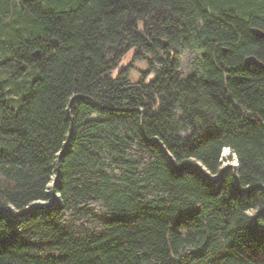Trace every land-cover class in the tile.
<instances>
[{
	"label": "trees",
	"instance_id": "1",
	"mask_svg": "<svg viewBox=\"0 0 264 264\" xmlns=\"http://www.w3.org/2000/svg\"><path fill=\"white\" fill-rule=\"evenodd\" d=\"M64 148L0 264H264V189L189 166L264 184V0H0V209L49 200Z\"/></svg>",
	"mask_w": 264,
	"mask_h": 264
},
{
	"label": "water",
	"instance_id": "2",
	"mask_svg": "<svg viewBox=\"0 0 264 264\" xmlns=\"http://www.w3.org/2000/svg\"><path fill=\"white\" fill-rule=\"evenodd\" d=\"M254 32L257 35H260V36L263 35L262 31L260 29H258V28H255L254 29ZM166 44H167V42H165V45ZM250 63L262 64L255 56H248L246 58V64H250ZM76 98H81V99L88 100V101L93 102L94 104H96V105H98V106H100L102 108H105V109L108 108V106L100 105L99 103H97L94 99H92L88 95H85V94H77V95L73 96L71 98L70 102H69V105H68V111L69 112L71 111L73 101ZM139 109L142 112V117H144V109L143 108H139ZM142 128L144 130V118L142 119ZM71 134H72V131L69 133L68 138H67V140L65 142L66 148L69 147V145H70ZM144 135L150 141H157L163 147L165 153L168 154V156H169L172 164H174L175 166H177L176 163H175V160H174L173 156L164 147L163 143L158 138H149V137H147V135L145 134V131H144ZM66 148H64L62 151H60L59 156H58V158L56 160L57 177L55 179L52 177L50 183L48 184V191L51 193L50 199L49 200H42V199L35 200V201H33L26 208V210H23V211L22 210H18L17 208H15L12 205H7L6 207L0 209V214H2L3 212H7L12 217L20 218V217H23V216L29 214L30 212H32L34 210H40V209L47 208V207H51V206L55 205L56 202L60 199V193H58L56 191V188H55L56 187V184H57V180L59 179V176L61 174V170H60V157H61L63 151L66 150ZM189 166H194V167L198 168L204 174V176H206L207 179H209L210 181L215 182V183H218L225 176V174L230 169H232L233 170L234 177H235L236 182H237V185H238V190L240 192L244 193V194H249V193H251L252 191H254V190L258 189V188H263L264 189V184L263 183H259V184H256V185L252 186L247 191L242 190V188L240 186V182H239V176H238V172H239V164L238 163H236V164L229 163V164L221 165L218 173H216V174L211 173L205 167V165L202 162H195V163L190 164ZM185 167H188V166H183V168H185ZM261 212H264V209H262V210H256L255 213L252 215V220H253L254 226H256V227L264 230V226H262L259 223V221H258V216H259V214Z\"/></svg>",
	"mask_w": 264,
	"mask_h": 264
},
{
	"label": "rangeland",
	"instance_id": "3",
	"mask_svg": "<svg viewBox=\"0 0 264 264\" xmlns=\"http://www.w3.org/2000/svg\"><path fill=\"white\" fill-rule=\"evenodd\" d=\"M136 51V48L131 49L128 51L124 57L122 58V61L120 63V67H124L127 65L131 66V71H130V79L132 81H137L142 75V70L147 69L148 64L146 60H140V59H135L134 58V53ZM153 76L150 75L148 78L150 79ZM229 163H238V159L235 154H231V150L229 148L224 149L222 153V164H229ZM255 209L249 210V214L253 215L255 213Z\"/></svg>",
	"mask_w": 264,
	"mask_h": 264
},
{
	"label": "bare ground",
	"instance_id": "4",
	"mask_svg": "<svg viewBox=\"0 0 264 264\" xmlns=\"http://www.w3.org/2000/svg\"><path fill=\"white\" fill-rule=\"evenodd\" d=\"M234 164V163H233ZM57 177V175H54L53 178L55 179Z\"/></svg>",
	"mask_w": 264,
	"mask_h": 264
}]
</instances>
